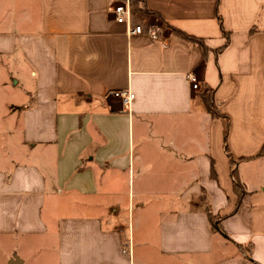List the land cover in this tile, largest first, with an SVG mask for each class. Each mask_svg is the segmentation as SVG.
<instances>
[{
  "label": "crops",
  "instance_id": "crops-1",
  "mask_svg": "<svg viewBox=\"0 0 264 264\" xmlns=\"http://www.w3.org/2000/svg\"><path fill=\"white\" fill-rule=\"evenodd\" d=\"M118 1L0 6V264H264V0Z\"/></svg>",
  "mask_w": 264,
  "mask_h": 264
},
{
  "label": "trees",
  "instance_id": "trees-1",
  "mask_svg": "<svg viewBox=\"0 0 264 264\" xmlns=\"http://www.w3.org/2000/svg\"><path fill=\"white\" fill-rule=\"evenodd\" d=\"M171 30H172V32H174L175 34H177L181 38L187 40L188 42L196 44L200 48V50L203 54V57H204L206 50H207V46L205 45L204 40L202 38H199V37H196L193 35H189V34L183 32L181 30H178L176 28H171ZM223 35H225V37H226V33L224 31H223ZM226 43H227V41L218 50H221L226 45ZM198 95H199L201 101L203 102L204 107L211 114L212 117L223 119V123H224L223 124L224 125L223 126V135H224V140L226 141V137H227V133H228V129H229V121H228L227 116L222 115L219 112V110L215 104V101L213 99V89L206 86L205 84H202L201 88L198 92ZM262 154H264V144H263L261 150L259 151V155H262ZM230 161H231V165H232L231 166L232 167L231 177H232V181H233V188L237 192L238 197H240L242 195V193L245 192V188H244L243 183L238 178L236 169L234 168V162L235 161L233 159H231ZM212 173L214 175L213 171H212ZM209 220H210L211 225H212L214 230H217V231L221 232L224 236H226V234L222 231V229L219 226V219L217 217L209 215Z\"/></svg>",
  "mask_w": 264,
  "mask_h": 264
},
{
  "label": "built area",
  "instance_id": "built-area-1",
  "mask_svg": "<svg viewBox=\"0 0 264 264\" xmlns=\"http://www.w3.org/2000/svg\"><path fill=\"white\" fill-rule=\"evenodd\" d=\"M109 10L116 22L124 23L127 25V33L129 35L144 33L153 40L159 39L157 30L153 28L144 30L140 24L132 23L133 8L131 0H120L118 2L112 3L109 7ZM189 80L192 82L193 88H197V78L193 74H189ZM116 93L117 92H115V94ZM119 95L122 98L124 106H128L134 97V94L130 91L119 92Z\"/></svg>",
  "mask_w": 264,
  "mask_h": 264
},
{
  "label": "rangeland",
  "instance_id": "rangeland-1",
  "mask_svg": "<svg viewBox=\"0 0 264 264\" xmlns=\"http://www.w3.org/2000/svg\"><path fill=\"white\" fill-rule=\"evenodd\" d=\"M24 0H0V6L2 7H6L9 8L11 7L12 10H17L18 14H20L21 12V2H23ZM31 0H29L28 6L30 8V10H32V6H31ZM8 11V10H7Z\"/></svg>",
  "mask_w": 264,
  "mask_h": 264
}]
</instances>
